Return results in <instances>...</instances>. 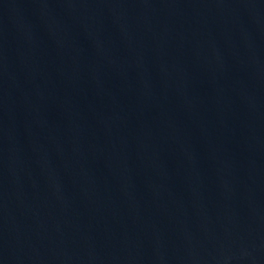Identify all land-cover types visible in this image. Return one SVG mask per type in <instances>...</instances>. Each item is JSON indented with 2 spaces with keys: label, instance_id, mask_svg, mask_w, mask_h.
Returning a JSON list of instances; mask_svg holds the SVG:
<instances>
[{
  "label": "water",
  "instance_id": "95a60500",
  "mask_svg": "<svg viewBox=\"0 0 264 264\" xmlns=\"http://www.w3.org/2000/svg\"><path fill=\"white\" fill-rule=\"evenodd\" d=\"M0 264H264V0H0Z\"/></svg>",
  "mask_w": 264,
  "mask_h": 264
}]
</instances>
